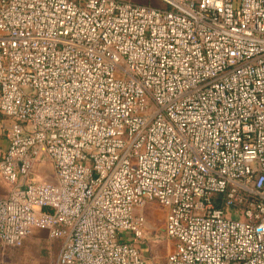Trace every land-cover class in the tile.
I'll return each instance as SVG.
<instances>
[{"label": "built area", "instance_id": "built-area-1", "mask_svg": "<svg viewBox=\"0 0 264 264\" xmlns=\"http://www.w3.org/2000/svg\"><path fill=\"white\" fill-rule=\"evenodd\" d=\"M156 1L0 0L3 248L146 264L157 203L164 264H264V0Z\"/></svg>", "mask_w": 264, "mask_h": 264}, {"label": "rangeland", "instance_id": "rangeland-1", "mask_svg": "<svg viewBox=\"0 0 264 264\" xmlns=\"http://www.w3.org/2000/svg\"><path fill=\"white\" fill-rule=\"evenodd\" d=\"M154 5L161 6L156 0ZM43 164L50 166L49 162ZM45 174V171H37L39 177ZM144 216L146 227L142 239L137 243L138 249L146 264H164L174 247V241L164 233L165 212L157 203H149L144 208ZM60 248V241L35 231L19 249L5 253L3 264H56Z\"/></svg>", "mask_w": 264, "mask_h": 264}, {"label": "crops", "instance_id": "crops-1", "mask_svg": "<svg viewBox=\"0 0 264 264\" xmlns=\"http://www.w3.org/2000/svg\"><path fill=\"white\" fill-rule=\"evenodd\" d=\"M71 1L78 3V4H81L83 0H71ZM119 1L127 2V3H134V4H141V5H154V0H119ZM10 126H11V122L9 120L3 118L0 115V156L5 152V150L7 149V146H8V142H7V138H6V132L10 128ZM43 168H45V170ZM39 170L45 171V173H47V174L43 175L42 177H39L37 175V171H39ZM51 177H52L51 165L47 166L45 164H40L38 169L35 172V181L36 180H38V181L46 180V179H50ZM10 190H11V186L8 183H6L0 176V199L6 198L9 194ZM39 232H41V231H39ZM41 233L46 235L44 232H41ZM58 241H60V240H58ZM60 243H61V241H60ZM19 248L20 247H18V248H16V247L3 248L0 245V264H3V257L5 255V253H10L12 250L19 249ZM56 264H57V261H56Z\"/></svg>", "mask_w": 264, "mask_h": 264}]
</instances>
